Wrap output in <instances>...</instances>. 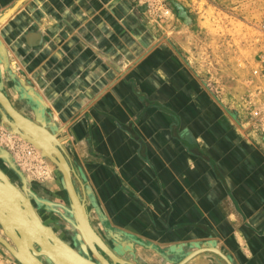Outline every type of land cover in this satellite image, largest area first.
<instances>
[{
	"label": "crops",
	"instance_id": "0c3cea01",
	"mask_svg": "<svg viewBox=\"0 0 264 264\" xmlns=\"http://www.w3.org/2000/svg\"><path fill=\"white\" fill-rule=\"evenodd\" d=\"M19 1L0 0V16ZM114 13L99 0H23L0 24V91L30 117L9 89L22 74L93 226L138 264H167L158 253L174 250L191 252L189 264H264V151L183 54L160 45L119 67Z\"/></svg>",
	"mask_w": 264,
	"mask_h": 264
},
{
	"label": "rangeland",
	"instance_id": "374dc122",
	"mask_svg": "<svg viewBox=\"0 0 264 264\" xmlns=\"http://www.w3.org/2000/svg\"><path fill=\"white\" fill-rule=\"evenodd\" d=\"M99 4L109 7L114 4V43L110 47L114 48L115 63L119 67L123 65V55H142L160 45L183 54L187 59L186 68L203 91L226 104V111L244 141L264 151V0H99ZM99 16L103 18L101 9ZM8 65L10 75L18 72ZM19 78L23 87L11 83L9 89L19 97L22 88L25 97H32L33 91L22 74ZM25 97L17 100L28 108L29 118L37 124L45 122L58 138V132L49 126L39 98ZM0 148L11 155L17 172L30 184L27 191L35 200L42 195L52 198L48 192H54L55 187L65 190L60 173L52 172L39 151L19 135L12 134L5 122L0 124ZM80 194L82 197V189ZM65 200L73 216L67 195ZM85 206L90 221V211ZM74 218L79 245L86 252L87 244ZM43 220L47 223L46 218ZM0 236L5 237L1 228ZM245 244L248 243L245 241ZM0 264H18L1 244Z\"/></svg>",
	"mask_w": 264,
	"mask_h": 264
},
{
	"label": "bare ground",
	"instance_id": "6f19581e",
	"mask_svg": "<svg viewBox=\"0 0 264 264\" xmlns=\"http://www.w3.org/2000/svg\"><path fill=\"white\" fill-rule=\"evenodd\" d=\"M1 92V91H0ZM1 94L7 99L0 95V109L2 112V115L5 120H9L12 124L17 122L19 123V126L26 130L27 133L37 141V148H39V151L47 157V151L50 152L53 155V152H51L55 147L53 144L50 143V139L52 140L53 137H55L53 134L48 132L44 127L40 125H35L31 123L25 116V119L27 120L28 124L27 127L31 128L33 125L37 127L36 135L39 137L40 141L32 135V133L27 129L26 127H23L18 121V117L15 115V112L11 109L14 108L8 98L4 95L3 92ZM14 110H16L14 108ZM17 111V110H16ZM18 112V111H17ZM30 124V125H29ZM55 151V149H54ZM54 156V155H53ZM60 165L64 166L63 162H59ZM2 171V170H0ZM3 173V172H2ZM4 174V173H3ZM25 180V179H24ZM22 181V188H19L14 182H12L8 177H4L3 179H0V182L3 183L5 190L8 191V194L10 195L9 198L5 199L0 196V221L3 224L4 228L2 229L5 237L0 236L2 239L6 241V243L13 249V251H10V249L6 248L2 243L3 247L8 251V253L16 259L21 264H48V261H50L51 264H98L88 257H85L81 254H79L74 248H72L66 241H64L59 234L55 233L46 226V222L42 221L40 216L37 214L35 209L33 208L31 201L29 200L25 194L26 192V183L25 181ZM62 181L63 185L65 187V192H67L65 179L62 174ZM8 185H7V183ZM21 182V183H22ZM73 184V183H72ZM2 187V186H1ZM74 187V186H73ZM15 190V191H14ZM75 190V188H74ZM72 204V202H71ZM73 205V204H72ZM81 206V207H80ZM80 206L77 207L79 215L80 211L81 213L85 215V207L84 203L80 200ZM73 207L74 217L81 228V232L85 238V244H87L92 250V244H96L91 238L88 236L90 235V231L86 229V223L83 222V226L78 222L76 210ZM41 215V214H40ZM19 220H22L24 225V237L18 233L16 227L14 224H17ZM90 223V221L88 220ZM91 226V224H90ZM1 227V224H0ZM84 227V228H83ZM92 227V226H91ZM83 228V230H82ZM85 229V231H84ZM93 229V227H92ZM94 230V229H93ZM13 232H16V235L18 236L19 243L18 246L12 241V239L7 235L8 233L13 234ZM7 233V234H6ZM35 233V234H34ZM96 233V232H95ZM38 235L45 243H47L46 250L41 251L36 245L35 241H33L34 236ZM80 238V237H79ZM35 240V239H34ZM35 242V243H34ZM103 242V241H102ZM107 247H105L104 245ZM103 244H100V248L108 255V257L113 261V263H120L123 264V260L118 258L116 254L103 242ZM98 245V244H97ZM47 253L49 256L45 255ZM96 255L99 264H109L107 260H105L97 251H93ZM53 260H55V263ZM48 260V261H47Z\"/></svg>",
	"mask_w": 264,
	"mask_h": 264
},
{
	"label": "flooded vegetation",
	"instance_id": "af4514ba",
	"mask_svg": "<svg viewBox=\"0 0 264 264\" xmlns=\"http://www.w3.org/2000/svg\"><path fill=\"white\" fill-rule=\"evenodd\" d=\"M3 60L4 59L2 57H0V61L3 62ZM13 84L14 85L16 84L17 86L20 87V85H18L16 81H13ZM9 94H10V92H9ZM9 94L5 93V95L8 97V99L12 103V100H11V97ZM14 96H15V93H14L13 97ZM22 97H25V94H24L23 89L21 88V90L19 92V97L16 96V98L20 99ZM25 98L28 100L30 99L29 96H27ZM26 102H27V100H26ZM14 107H15V105H14ZM9 120H11V119L9 118ZM1 123H4V122H3V117L0 113V124ZM40 124L43 125L46 123L42 121V123H40ZM6 156L7 157L5 158L3 153L0 152V169L6 175V177H8L12 182H14L19 188H22V184H23L22 181L24 180V178L17 172L16 168L14 167L13 158L11 157V155L7 154ZM71 180H72L73 186H74L79 198L81 200H83V198L81 197V194H80V189L78 187V184L75 181L73 172H71ZM25 183H26V181H25ZM29 187H30V184L26 183L25 194L28 198H30L29 200L31 201L33 208L35 209L37 214L40 216L42 221H43V218L47 219L46 226L49 227L50 229H52V231H54L55 233L59 234L60 237L64 241L67 240L66 242L72 248H74L79 254H81L85 257H88L92 261L99 264V261H98L96 255L94 254V252L92 251V249L88 245L86 246L87 247L86 252H83L82 247L79 245L78 234L76 233V231L74 229V225H73L74 215L72 216L71 211L68 207L69 204L67 205V201L65 200V197L67 195L65 190H63L61 187H59V188L55 187L54 192H48V195H51L52 198L42 195V196H38V198L35 200V198L33 197V194H31L27 191V188H29ZM49 220H51L52 223H49ZM90 223H91L94 231L96 232V234L101 238V240L116 254V256L118 258L123 260V264H138L139 263L138 259H137V257L139 256V253H137V251L133 250L132 247L129 248L125 245H122L121 243L116 245L114 242L113 243L110 242L108 240V238H106V236H103L100 233V231L93 226L91 220H90ZM44 224H45V222H44ZM92 246H94L96 251L105 260H107L109 264H120L118 262L113 263V261L108 257V255L106 253H104L96 244H92ZM162 253L163 254L159 253L160 262L165 261L167 264H189V262L183 263L182 261L184 258L188 257V255H190L191 252H187L185 250H182V252L174 250V251L169 252L170 254H164L167 252H162ZM134 257H136V259ZM164 257H166V258H164ZM255 257H256V254L254 255V259H255ZM260 260H261V258L258 257L254 260L253 263L254 264H262L261 262H259ZM48 264H51L50 261H48ZM159 264H162V263H159ZM201 264H203V263H201ZM205 264H208V263L206 262Z\"/></svg>",
	"mask_w": 264,
	"mask_h": 264
},
{
	"label": "water",
	"instance_id": "95a60500",
	"mask_svg": "<svg viewBox=\"0 0 264 264\" xmlns=\"http://www.w3.org/2000/svg\"><path fill=\"white\" fill-rule=\"evenodd\" d=\"M23 0H20L16 5H14L11 9H9L7 12L3 13L1 16H0V24L5 20L7 19L14 11L15 9L18 7V5L22 2ZM2 91V90H1ZM0 95L1 92H0ZM3 96V95H2ZM4 97V96H3ZM5 98V97H4ZM5 100L7 101V99L5 98ZM8 102V101H7ZM14 112H15V115L18 117V121H20L21 125L23 127H26L27 129H29V131L32 133V135H34V137H36L39 141V137L36 135V130L37 127L33 125L31 126V128L27 127L26 124H28L27 120L25 119V117L33 124L35 125H40V124H37L36 122H34L31 118L27 117V116H23L22 113H19L17 112L16 110H14V108H11ZM3 121L6 123V125L10 128V132L14 135H19L23 140L27 141L28 143H30L31 145H33L38 151H39V148H37V141L34 140L28 133L26 130L22 129L20 126H19V123L15 122V123H11L9 120H5L3 119ZM30 125V124H29ZM42 127L46 128V130L48 132H51L50 129H48L44 124L41 125ZM55 137H53V139L51 140L50 139V143L54 145V149L51 151L53 152V155L47 151V157L45 155H43L40 151V155L41 157L44 158V160L46 161V164L47 166L49 167V169L54 172V171H58L61 175V185L62 187L65 189L64 185H63V182H62V174L64 176V179H65V184H66V188H67V197H68V200L70 202V205L71 207L74 206L75 210H76V215H77V219H78V222L81 224V226H83V222L86 223V229L88 231H90V235L88 236L89 238H91L95 243L96 245L100 248V244H103L101 238L95 233V231L92 229V227L90 226V223L88 222L89 218H88V214H87V210H86V206H85V215L84 216L81 211H80V215H79V212H78V208L80 206V198L76 192V190H74V187H73V184H72V180H71V167L68 163V158H67V155H66V152L65 150L63 149L61 143L59 141H57L56 139L57 138V134H55L54 132H51ZM0 152L3 153V155L5 156V158L7 157V152L5 150H3L2 148H0ZM63 162L64 163V166L63 165H60L59 162ZM4 177H6L5 174L2 173V171H0V179H3ZM7 183V182H6ZM9 183V182H8ZM7 183V185H8ZM2 186V187H1ZM26 190V189H25ZM15 191V190H14ZM0 196L5 199L9 198V194H8V191L5 190V187L3 185L2 182H0ZM72 202V204H71ZM84 202V201H83ZM81 207V206H80ZM72 213L74 215V212H73V207H72ZM75 220V218H74ZM76 222V221H75ZM0 224H1V230L4 228L3 224L1 223L0 221ZM24 223L22 220H19V222L17 224H14V226L16 227L17 231L19 234H21L23 237V232H24V227H23ZM76 226L78 227L79 229V232L81 234V237L83 239V241L85 242V238L81 232V228L79 227V225L76 223ZM84 228V227H83ZM82 228V230H83ZM5 229V228H4ZM85 231V229H84ZM7 234V233H6ZM35 234V233H34ZM11 239L12 241H14V243L17 245L16 247H19L18 246V243L20 242L19 239H18V236L16 235V232H13V234L11 233H8L7 234ZM34 236V239L33 241H35V245L41 250H46V246H47V243H45L38 235H33ZM3 244L6 248L10 249V251H13V249L6 243V241L4 239H2L0 237V244ZM86 243V242H85ZM1 244V245H2ZM94 244V243H93ZM100 245V246H99ZM104 245V244H103ZM105 246V245H104ZM93 247V250L92 251H96V249ZM106 247V246H105ZM107 248V247H106ZM101 249V248H100ZM102 250V249H101ZM103 251V250H102ZM104 252V251H103ZM105 253V252H104ZM47 256H49V254L47 253L46 251V254ZM50 259H52L51 257H49ZM53 260V259H52ZM15 261L18 263V264H21L20 262H18L16 259ZM54 263H55V260H53ZM186 261V260H185ZM184 262V261H183ZM58 264V263H57Z\"/></svg>",
	"mask_w": 264,
	"mask_h": 264
},
{
	"label": "built area",
	"instance_id": "2783aa9c",
	"mask_svg": "<svg viewBox=\"0 0 264 264\" xmlns=\"http://www.w3.org/2000/svg\"><path fill=\"white\" fill-rule=\"evenodd\" d=\"M164 12H165V13H167L168 11H167V10H165ZM263 122H264V119H263Z\"/></svg>",
	"mask_w": 264,
	"mask_h": 264
}]
</instances>
